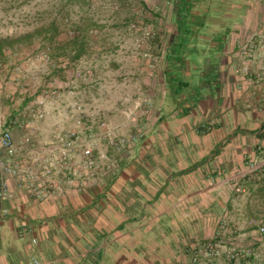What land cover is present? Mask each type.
I'll list each match as a JSON object with an SVG mask.
<instances>
[{"label":"crops","instance_id":"obj_1","mask_svg":"<svg viewBox=\"0 0 264 264\" xmlns=\"http://www.w3.org/2000/svg\"><path fill=\"white\" fill-rule=\"evenodd\" d=\"M117 3L120 15L100 21L99 55L114 58L104 67L87 66L91 47L76 67L48 66L35 91L0 79L10 122L50 101L36 124L41 147L77 129L79 104L82 136L96 137L94 153L107 159L101 185L64 199L37 201L10 180L2 264H192L195 247L221 239L252 251L243 264H264V0ZM135 19L157 33L149 59L112 43L128 34L110 27ZM60 67L64 78L52 76ZM103 122L118 136L143 137L118 154L99 137ZM12 132L21 142L26 128Z\"/></svg>","mask_w":264,"mask_h":264},{"label":"built area","instance_id":"obj_2","mask_svg":"<svg viewBox=\"0 0 264 264\" xmlns=\"http://www.w3.org/2000/svg\"><path fill=\"white\" fill-rule=\"evenodd\" d=\"M131 31L136 34L134 42L138 50L145 48L148 41L154 38L151 31L141 29L138 23L131 24ZM67 35L73 39L80 34L70 31ZM144 57L150 58L149 54H144ZM39 59L46 64L51 61L49 53H43ZM76 78L87 81V76L82 71L76 72ZM2 100L3 94L0 92V225L8 217L5 204L13 195L11 179L16 181L20 189L40 202L51 196L64 199L71 191L81 193L101 185L103 175L100 162L107 159L99 158L94 153L96 137L82 136L86 117L79 104L74 108L77 129L56 134L51 145L43 148L38 141L39 129H36V124L45 121L49 116L47 107L50 101L46 103L43 98L37 101L40 109H36L34 103L26 106L24 112L10 122L11 115L6 111ZM19 125L26 128L21 142L15 140L12 132V127ZM106 126L105 122L100 124L101 130L105 131L99 137L107 140L109 146L118 154L143 137L142 133L118 136L107 130ZM221 229L224 234H230L227 226H221ZM23 231L27 232L28 228L25 227ZM259 232L264 236V227ZM241 249L239 241L234 242L232 247H228L222 239L208 241L192 250V264H221L224 256L230 264H243L252 256V251ZM28 264L42 262L39 258H32Z\"/></svg>","mask_w":264,"mask_h":264},{"label":"rangeland","instance_id":"obj_3","mask_svg":"<svg viewBox=\"0 0 264 264\" xmlns=\"http://www.w3.org/2000/svg\"><path fill=\"white\" fill-rule=\"evenodd\" d=\"M117 1L118 0H0V39L20 37L37 30L49 28L53 23H57L62 30L61 35L63 34V37H67V41L71 40L67 35L70 31L78 32L80 34L79 37H86L90 42V47H92V56L90 60L87 61V66L94 68V70H98V68L104 67V65L110 63V58L114 59L110 56L108 60L105 56L99 55L101 53L99 51L101 45L100 38L107 33V31L101 27L104 23L100 21H111L114 17L120 15L121 12L119 11L121 10V6ZM132 1L134 4L140 2V0ZM133 23H138L141 29H146L154 34V38L148 41L145 48L140 50L137 49L134 42L136 34L131 31V24ZM122 26L123 27L116 28L112 25L110 30L112 32H118L119 30L127 32L128 37L126 39L114 38L112 43L125 49H134L136 52H140L142 58L149 59L144 57V54H149L145 52V49L147 47L149 48L150 43L156 40L157 33L149 27L148 23L143 22L142 19L132 20V22ZM40 44L41 42L36 39L34 46L38 48ZM43 53L50 54L51 61L48 64L39 59ZM52 54H54V50L53 47L49 45L46 49L40 50L39 54L35 53L29 59L25 60L27 62L23 70L25 80H22V75H20V80L29 84H26L27 86L25 85V88L28 89L30 87L32 91H35L39 86L38 83L48 76V66L53 63ZM5 76L4 73H1L0 69V79L4 80ZM13 82H15V80H13ZM3 256L4 252L0 251V264H2Z\"/></svg>","mask_w":264,"mask_h":264},{"label":"trees","instance_id":"obj_4","mask_svg":"<svg viewBox=\"0 0 264 264\" xmlns=\"http://www.w3.org/2000/svg\"><path fill=\"white\" fill-rule=\"evenodd\" d=\"M61 33L60 26L57 23H53L49 28L37 30L20 37L0 39L1 73H4L7 77H13L17 82L21 81V77L18 76H23V70L27 63L25 60L35 53L39 54L40 50L46 49L49 45L54 50V54H52L54 64L62 66L66 64L67 66L72 65L76 67L85 56L90 54V42L84 36H78L67 42H62L59 40ZM36 39L41 42L38 48L34 46ZM51 74L52 76L64 78L65 70L63 67H60L53 70Z\"/></svg>","mask_w":264,"mask_h":264}]
</instances>
